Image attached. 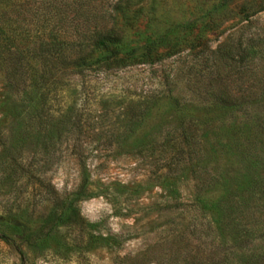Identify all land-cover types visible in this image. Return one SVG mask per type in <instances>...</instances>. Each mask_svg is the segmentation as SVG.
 <instances>
[{"label": "rangeland", "instance_id": "1", "mask_svg": "<svg viewBox=\"0 0 264 264\" xmlns=\"http://www.w3.org/2000/svg\"><path fill=\"white\" fill-rule=\"evenodd\" d=\"M263 2L132 0L127 42L176 55L56 72L28 101L0 74V264H262V109L217 97L242 91L222 53Z\"/></svg>", "mask_w": 264, "mask_h": 264}, {"label": "trees", "instance_id": "2", "mask_svg": "<svg viewBox=\"0 0 264 264\" xmlns=\"http://www.w3.org/2000/svg\"><path fill=\"white\" fill-rule=\"evenodd\" d=\"M101 3V0H0V74L5 92L28 101L32 90L38 85H50L56 72L72 70L82 75L92 67L109 70L155 63L179 52L177 46L158 52L149 43L129 44L132 0H116L106 9ZM262 11L264 2L256 12ZM254 13L245 14L247 27H251L249 19ZM262 37L264 27L247 35L244 42L225 49L222 54L232 74V86L240 85L242 91L239 96L226 91L217 97L221 105L232 107L241 99L247 106L261 107L262 114L255 118L260 121L264 120ZM226 44L218 46L213 54L220 53ZM93 55L101 60L91 62Z\"/></svg>", "mask_w": 264, "mask_h": 264}]
</instances>
